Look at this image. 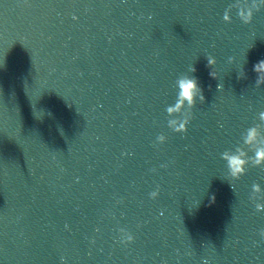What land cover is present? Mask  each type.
Masks as SVG:
<instances>
[{"label": "water", "instance_id": "95a60500", "mask_svg": "<svg viewBox=\"0 0 264 264\" xmlns=\"http://www.w3.org/2000/svg\"><path fill=\"white\" fill-rule=\"evenodd\" d=\"M138 0H0V264H106Z\"/></svg>", "mask_w": 264, "mask_h": 264}, {"label": "clouds", "instance_id": "9594fccd", "mask_svg": "<svg viewBox=\"0 0 264 264\" xmlns=\"http://www.w3.org/2000/svg\"><path fill=\"white\" fill-rule=\"evenodd\" d=\"M254 18V13H249L247 16L243 17V22L245 24H251ZM207 63L209 67H215L217 64V60L209 56L207 57ZM258 75L256 84L259 86L261 84H264V60H260L258 63L254 65L253 69ZM191 72H195L196 68L192 66L190 68ZM210 75L213 78H217L218 74L214 71L210 73ZM177 86H178V98L177 101L173 106H169L167 108V112L169 115H175L177 120L180 119V105H182L184 102H187L189 106H194L196 103V100L199 99L201 102L205 100V96L203 95V90L199 85V81L194 76H184L177 80ZM221 86L218 85V88ZM177 120H173L170 123L176 125L174 130L178 133H186L188 131V125L190 121L185 120L183 122H180L177 124ZM258 130L255 126L250 127L247 130V136L244 138L243 144L248 145L249 148L252 144L258 142L259 139ZM158 139L166 142L167 138L164 135H160ZM240 147H237L235 152L227 151L224 153V158L227 161V167L229 169V173L231 177H234L235 179H239L242 175L246 174L247 168L249 166V161L254 162V166L256 167H264V160L261 159V154L264 153V147H258L255 149H251L252 152H254V156L249 157V155H243L241 154ZM166 167V165H165ZM253 189H256L259 191L260 185L254 184ZM159 191H155L151 193V197H158ZM214 199V197H213ZM257 208H260L259 205H257ZM121 232H124V229H121ZM126 239L124 240V243H131L134 242V236L131 233H125ZM261 235L264 236V231L261 232Z\"/></svg>", "mask_w": 264, "mask_h": 264}]
</instances>
